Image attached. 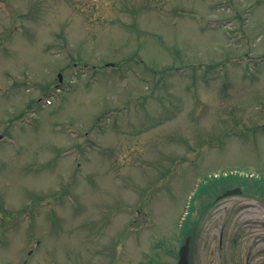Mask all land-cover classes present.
Returning a JSON list of instances; mask_svg holds the SVG:
<instances>
[{"label": "rangeland", "instance_id": "rangeland-1", "mask_svg": "<svg viewBox=\"0 0 264 264\" xmlns=\"http://www.w3.org/2000/svg\"><path fill=\"white\" fill-rule=\"evenodd\" d=\"M241 55L264 0H0V264H176L189 192L264 181ZM254 189L199 194L188 226H264Z\"/></svg>", "mask_w": 264, "mask_h": 264}, {"label": "flooded vegetation", "instance_id": "flooded-vegetation-1", "mask_svg": "<svg viewBox=\"0 0 264 264\" xmlns=\"http://www.w3.org/2000/svg\"><path fill=\"white\" fill-rule=\"evenodd\" d=\"M190 227L187 236L198 238L201 249L195 254L201 264L205 255V264H264V226Z\"/></svg>", "mask_w": 264, "mask_h": 264}, {"label": "water", "instance_id": "water-1", "mask_svg": "<svg viewBox=\"0 0 264 264\" xmlns=\"http://www.w3.org/2000/svg\"><path fill=\"white\" fill-rule=\"evenodd\" d=\"M240 189L235 188L231 189L230 191H226L223 195H230V194H235L239 193ZM188 240L184 243V245H181V248L179 250V258H178V263L177 264H188Z\"/></svg>", "mask_w": 264, "mask_h": 264}, {"label": "trees", "instance_id": "trees-1", "mask_svg": "<svg viewBox=\"0 0 264 264\" xmlns=\"http://www.w3.org/2000/svg\"><path fill=\"white\" fill-rule=\"evenodd\" d=\"M220 181L225 182L226 180H220Z\"/></svg>", "mask_w": 264, "mask_h": 264}]
</instances>
